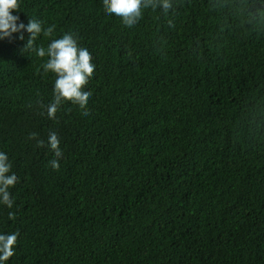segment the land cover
Instances as JSON below:
<instances>
[{
    "label": "trees",
    "instance_id": "obj_1",
    "mask_svg": "<svg viewBox=\"0 0 264 264\" xmlns=\"http://www.w3.org/2000/svg\"><path fill=\"white\" fill-rule=\"evenodd\" d=\"M18 3V23L54 26L34 47L70 33L95 68L86 108L49 119L48 57L27 32L0 40V152L18 178L0 264H264V0H172L132 27L103 0Z\"/></svg>",
    "mask_w": 264,
    "mask_h": 264
},
{
    "label": "clouds",
    "instance_id": "obj_2",
    "mask_svg": "<svg viewBox=\"0 0 264 264\" xmlns=\"http://www.w3.org/2000/svg\"><path fill=\"white\" fill-rule=\"evenodd\" d=\"M105 12L121 18L126 27L134 26L142 15V9L158 7L168 13L172 7V0H103ZM19 10L18 0H0V40L9 38L13 33H21L19 39L23 40L22 32H27L29 38L25 45V51L32 50L39 58L48 57L43 65L45 72L55 74L56 80L53 90V101L47 108L49 119H54L61 104L71 102L85 109L91 93L84 91L88 78L94 72L95 66L91 62V55L86 48H80L76 39L70 33L64 34L59 39H53L47 48L34 47L37 37L43 32L45 37L52 35L54 26L42 29L41 23L29 20L27 25L18 23L19 17L12 13ZM87 116V111L83 112ZM36 133H32L29 139H35ZM60 141L55 132L49 133L48 145L54 153L55 159L50 161L51 167L59 168V158L62 151ZM44 142L38 140L37 146L43 147ZM11 163L6 154L0 152V203L12 208L10 188L17 183V176L10 173ZM14 213H9V219H14ZM17 234H0V262L6 261L13 253V245L16 243Z\"/></svg>",
    "mask_w": 264,
    "mask_h": 264
}]
</instances>
